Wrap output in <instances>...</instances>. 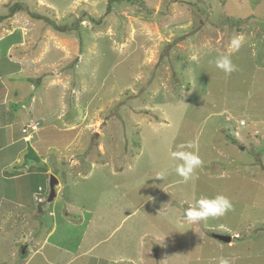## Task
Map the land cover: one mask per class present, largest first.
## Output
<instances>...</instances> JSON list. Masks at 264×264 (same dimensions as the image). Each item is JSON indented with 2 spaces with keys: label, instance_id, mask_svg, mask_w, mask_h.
Returning a JSON list of instances; mask_svg holds the SVG:
<instances>
[{
  "label": "rangeland",
  "instance_id": "374dc122",
  "mask_svg": "<svg viewBox=\"0 0 264 264\" xmlns=\"http://www.w3.org/2000/svg\"><path fill=\"white\" fill-rule=\"evenodd\" d=\"M20 1L70 32L28 12L0 22V146L39 122L47 162L21 159L51 170L45 203L2 202L0 264H264V0ZM189 143L202 164L184 180L170 153ZM22 186L2 176L0 198ZM216 195L223 216L184 219Z\"/></svg>",
  "mask_w": 264,
  "mask_h": 264
},
{
  "label": "crops",
  "instance_id": "0c3cea01",
  "mask_svg": "<svg viewBox=\"0 0 264 264\" xmlns=\"http://www.w3.org/2000/svg\"><path fill=\"white\" fill-rule=\"evenodd\" d=\"M25 80V79H24ZM18 82V81H17ZM20 91V90H19ZM19 93V92H18ZM7 95V94H6ZM6 98V96H5ZM4 98V99H5ZM38 125V131L37 133L34 135L33 140L30 143H27L24 138L25 135L23 134L22 130V137L17 141H11L9 144L5 145V146H0V154L1 152H3L5 149L11 148L13 147L15 144H17L18 142H22L25 147L22 148L20 151H18L13 159H10L9 155L6 157H3V155L1 154L2 158L0 159V178L7 179V180H20V182L23 183V186L21 188L18 189H13V192H9L6 193L5 196H3L4 198H0V211L3 208V204L2 202H9V204L11 205V207H20L23 209H28L31 208V210H34V202H37L36 197L41 191H43L42 189V184L40 183V178H42V176L44 175H49L51 170L46 169V167L44 166H29L30 164L28 162L22 161L21 157L22 154L27 151H32L31 155H26L25 157H29L32 156L34 158V161H36V163H46V159H42V157L38 154L37 151H35L31 146V144L35 141V139L37 138V135L41 132V128H40V123L39 122H35L33 120H31L29 122V124H26L23 126V128L29 126V125ZM10 135H12L11 133H9ZM41 158V159H40ZM43 160V163H41ZM41 161V162H40ZM72 164H76V161H74L73 158H71V165ZM20 165V166H19ZM46 165V164H45ZM30 167V168H29ZM37 170L31 171L33 168H35ZM13 168L12 172H9V170ZM29 168V169H27ZM40 168H43L42 170H40ZM27 169V170H26ZM60 182H59V186L57 187V194H58V189L60 188ZM38 191V192H37ZM38 203V202H37ZM31 205V207H30ZM38 205H41L38 203ZM41 208V206H40ZM34 238H31L30 243H33L34 241L32 240ZM28 252H24L23 254H27ZM13 257H16V253H13Z\"/></svg>",
  "mask_w": 264,
  "mask_h": 264
},
{
  "label": "clouds",
  "instance_id": "9594fccd",
  "mask_svg": "<svg viewBox=\"0 0 264 264\" xmlns=\"http://www.w3.org/2000/svg\"><path fill=\"white\" fill-rule=\"evenodd\" d=\"M242 41L243 36H234L229 48L238 50ZM192 58L195 59L196 57ZM215 66L225 74H230L236 70L229 55H218L215 59ZM193 147L194 145L191 143L180 144L177 145V150L170 153L171 159L178 162L174 167L175 173L184 180L190 179L193 172L202 164V160L195 152L186 150ZM231 207V201L223 195H216L213 198H200L195 205L190 204L184 210V219L190 223H198L210 217L223 216ZM219 264H229V261L226 258H220Z\"/></svg>",
  "mask_w": 264,
  "mask_h": 264
},
{
  "label": "trees",
  "instance_id": "16d2710c",
  "mask_svg": "<svg viewBox=\"0 0 264 264\" xmlns=\"http://www.w3.org/2000/svg\"><path fill=\"white\" fill-rule=\"evenodd\" d=\"M137 2H139V1L137 0ZM140 3L141 2H139V4ZM20 12H26V13L28 12V14H30L32 19L46 23L47 26H49L51 29H53L57 32H60L63 34L70 32V29H68L65 26H61V25L57 24L51 18L29 11L27 5H25L24 3H21L20 0H15L13 2V5L10 7V13L8 16H0V22H4V21H6V19H8V18L16 15L17 13H20ZM42 169L43 168H40V170H42Z\"/></svg>",
  "mask_w": 264,
  "mask_h": 264
},
{
  "label": "water",
  "instance_id": "95a60500",
  "mask_svg": "<svg viewBox=\"0 0 264 264\" xmlns=\"http://www.w3.org/2000/svg\"><path fill=\"white\" fill-rule=\"evenodd\" d=\"M59 186V180L55 176H51L50 179V193L48 202L51 203L57 198V187ZM216 240L221 241L226 244H231L233 237L229 235H219L215 234L213 236Z\"/></svg>",
  "mask_w": 264,
  "mask_h": 264
},
{
  "label": "built area",
  "instance_id": "2783aa9c",
  "mask_svg": "<svg viewBox=\"0 0 264 264\" xmlns=\"http://www.w3.org/2000/svg\"><path fill=\"white\" fill-rule=\"evenodd\" d=\"M240 124H241V126H245V122L244 121H242V122H240ZM38 125H29V126H27V127H25V128H23V130H22V132H23V134L25 135V138H24V140L27 142V143H30L32 140H33V138H34V135L37 133V131H38ZM42 192L43 191H41V189H40V192H39V194L37 195V197H36V200H37V202L39 203V204H43V203H45V200L41 197L42 196Z\"/></svg>",
  "mask_w": 264,
  "mask_h": 264
}]
</instances>
